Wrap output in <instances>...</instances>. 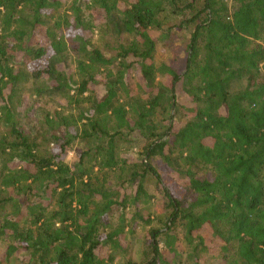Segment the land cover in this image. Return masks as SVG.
Returning <instances> with one entry per match:
<instances>
[{"label":"trees","instance_id":"obj_1","mask_svg":"<svg viewBox=\"0 0 264 264\" xmlns=\"http://www.w3.org/2000/svg\"><path fill=\"white\" fill-rule=\"evenodd\" d=\"M214 261L264 264V0H0V264Z\"/></svg>","mask_w":264,"mask_h":264},{"label":"rangeland","instance_id":"obj_2","mask_svg":"<svg viewBox=\"0 0 264 264\" xmlns=\"http://www.w3.org/2000/svg\"><path fill=\"white\" fill-rule=\"evenodd\" d=\"M109 39L111 40V38L108 35H104L102 32L100 31H95L94 36H93V41L95 44H97L98 46H103L105 39ZM184 31H180V33L178 34H174L171 39L168 42L165 43H161L158 49V53H157V58L159 61L161 60H173V62H175L176 60H178V62H180L181 58L184 57ZM110 42V41H108ZM183 66V62L181 61L178 64V68L181 69ZM179 101L182 99L181 95H178ZM73 152L71 151L68 155H67V162L71 163L73 160ZM163 173V180L165 183V187L169 190V192L171 193V195H175V196H182L183 191H184V185L182 182L177 181L176 178H172L170 176H168V173L164 170H162ZM162 186L156 188L155 191V195H156V202H154V204L151 205V212L159 217L164 216L165 211L163 210V200L162 197L160 196L162 193ZM153 228H158L160 227V223H158L156 220L154 221V223L152 224ZM148 228L146 229H142L138 228L137 230V234L134 237V239H131V241L129 242L131 244V249L129 251V254L126 256V258L130 259L133 262H139L140 261V257H141V252L144 246L145 241L147 240L148 236ZM134 241V242H133ZM147 242V241H146ZM214 264H218L217 261H214Z\"/></svg>","mask_w":264,"mask_h":264}]
</instances>
